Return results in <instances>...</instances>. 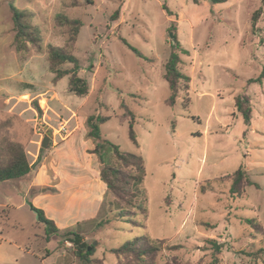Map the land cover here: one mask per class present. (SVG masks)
<instances>
[{
	"label": "rangeland",
	"instance_id": "374dc122",
	"mask_svg": "<svg viewBox=\"0 0 264 264\" xmlns=\"http://www.w3.org/2000/svg\"><path fill=\"white\" fill-rule=\"evenodd\" d=\"M9 1L0 0V140L23 144L32 164L41 154L44 171L54 176L66 166L53 161L52 155L72 138L73 145L66 151L74 150L79 160L75 168L83 170L94 148L92 141L86 144L85 121L99 111L110 118L101 127L103 138L122 151L141 154L145 161L146 177L138 200L145 212L135 210L137 226L113 219L97 228L98 222L110 217L101 204L94 217L83 216L71 227L83 232L95 248L94 258L117 264L110 249L147 236L164 241L158 264H261L251 253L259 249L262 238L253 236L247 220L254 219L264 228V76L255 81L264 73V4L260 0L224 4L15 0L18 8L34 13L33 22L43 35L42 52L20 55L13 47ZM257 10L262 14L254 27L252 15ZM117 11L119 16L113 20ZM61 14L83 23L73 53L80 62L79 76L90 86L84 97L69 91L68 77L53 83L49 71L47 45L63 47L69 38V27L57 21ZM174 37L188 52L181 54L180 68L191 78V87L169 106L171 90L164 73ZM238 98L249 103V122L236 108ZM122 101L135 115L139 148L129 138V120L116 117L124 114ZM50 131V143L43 149ZM95 166L99 168V163ZM240 168L251 185L238 197L230 192L231 182L219 179ZM70 184L66 181L64 187ZM20 202V197L14 199L15 204ZM75 209L70 205L68 212ZM11 218L21 221L25 229L4 230L17 246L36 255L43 247L54 249L53 240L49 244L29 241L44 227L28 206ZM174 246L180 248L171 249ZM11 247L17 264H41L35 257L25 260L19 248ZM58 248L62 250L44 264H79L72 243H58Z\"/></svg>",
	"mask_w": 264,
	"mask_h": 264
},
{
	"label": "trees",
	"instance_id": "16d2710c",
	"mask_svg": "<svg viewBox=\"0 0 264 264\" xmlns=\"http://www.w3.org/2000/svg\"><path fill=\"white\" fill-rule=\"evenodd\" d=\"M195 4L209 1L213 4H224L228 0H189ZM264 4V0H260ZM9 10L13 23L14 41L13 47L20 55H25L31 50L40 53L43 50V35L41 28L34 24V13L30 9H20L15 5V0L9 1ZM164 10L172 15L166 4H163ZM261 10H257L252 15L253 26L255 27L260 16ZM119 11L112 15V19L116 20ZM57 21L61 25L69 27V38L63 47L52 44L47 45V62L49 71L54 75L53 83H57L61 79L68 77L69 91L78 97H84L89 94V83L79 76L80 62L74 55L73 51L78 40L79 33L83 26L80 19H70L65 15H58ZM133 49V48H131ZM140 57L145 58L141 53L133 49ZM181 54H188L181 49L176 37H174V45L172 52L165 63L164 78L167 81L171 95L166 100V104L174 106L181 91H189L191 78L185 75L180 65L182 64ZM70 66V67H68ZM264 73L255 81L261 82ZM36 110L41 114L42 111L35 103ZM236 108L247 122L251 119V109L246 98H238ZM120 109L123 115H116L122 122L129 120V138L131 142L139 148L137 137L134 131L135 115L127 105L122 101ZM110 118L104 116L97 111L86 118V139L91 140L94 148L89 151L94 154L99 163L100 180L105 184L106 191L103 196L102 208L110 213V217L102 219L97 223V228H102L111 223L113 219L124 221L137 226L134 221L135 210L141 209L145 212L143 206L138 201L142 193L139 187L145 180L146 168L145 161L139 153H129L122 151L120 147L113 142L103 138L101 127ZM43 152V149L41 150ZM42 162L41 154L38 156L34 164H30L25 147L20 142L9 140H0V183L18 181L34 171ZM221 181L231 182L230 192L234 196L241 197L245 193V188L251 185L246 171L240 168L232 175H227L219 179ZM28 205L32 212L37 216L38 224L44 227L46 239L59 237L60 244L65 242L72 243L73 255L79 264H104V260L94 258L95 248L85 241L83 233L73 228L60 230L55 222L49 219L42 209L35 207L31 202ZM247 222L254 228L253 236H260L262 239L259 249L251 253L255 259L264 264V228L261 224L249 219ZM79 226V224H78ZM213 242L214 241H210ZM163 240H153L147 236L130 240L118 248L110 249L109 253L116 256L117 264H158L160 253L163 250ZM90 248V249H89ZM179 246L171 247L178 249ZM216 250H220L216 247ZM47 254L51 251L47 250Z\"/></svg>",
	"mask_w": 264,
	"mask_h": 264
},
{
	"label": "crops",
	"instance_id": "0c3cea01",
	"mask_svg": "<svg viewBox=\"0 0 264 264\" xmlns=\"http://www.w3.org/2000/svg\"><path fill=\"white\" fill-rule=\"evenodd\" d=\"M73 141L70 138L61 147L57 148L52 155L53 161L64 163L66 166L62 170L55 171L54 176L44 171V163H42L38 171H32V173L18 181L0 183V264L18 263L16 257L13 256L14 249H12V245L19 248L21 256L25 260L35 257L41 264H44L46 259L53 257L59 250H62L58 248L59 238L53 237L47 240L44 230L28 239L31 243L34 241L36 244H44V242L49 244L53 240L55 245L53 250H49L51 254H47L48 249L43 247L42 253L36 255L28 248L17 246L11 238L12 236L4 233L6 228L21 232L25 230L23 223L12 219L11 216L19 209L29 207L28 202L42 209L60 230L74 226L83 216L91 218L96 215L106 191L105 184L100 180L99 168L95 166L98 159L94 154L89 153L91 156L90 162L83 166V170L76 169L75 161H79L78 155L75 154L73 149L70 152L66 151L72 147ZM90 142L91 140L86 141L87 146L92 145ZM77 165L79 166L80 163L78 162ZM66 181L71 182V186L68 188L64 187ZM52 183H54L53 186ZM48 188H52L55 192L48 191ZM84 191L86 192L84 193ZM16 197L21 198L19 205L14 203ZM44 200H47L48 206L44 205ZM75 201L78 202L75 203ZM70 205L76 206L77 209L74 212H68ZM83 207L86 208L83 209ZM61 257L64 259L65 255L62 254Z\"/></svg>",
	"mask_w": 264,
	"mask_h": 264
},
{
	"label": "water",
	"instance_id": "95a60500",
	"mask_svg": "<svg viewBox=\"0 0 264 264\" xmlns=\"http://www.w3.org/2000/svg\"><path fill=\"white\" fill-rule=\"evenodd\" d=\"M171 38L173 39V35H171ZM52 135V132H49V135L47 134L42 142V148L45 149L48 147L49 143H50V136ZM90 249V248H89Z\"/></svg>",
	"mask_w": 264,
	"mask_h": 264
},
{
	"label": "built area",
	"instance_id": "2783aa9c",
	"mask_svg": "<svg viewBox=\"0 0 264 264\" xmlns=\"http://www.w3.org/2000/svg\"><path fill=\"white\" fill-rule=\"evenodd\" d=\"M69 245H71V244H69Z\"/></svg>",
	"mask_w": 264,
	"mask_h": 264
}]
</instances>
